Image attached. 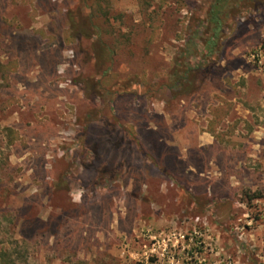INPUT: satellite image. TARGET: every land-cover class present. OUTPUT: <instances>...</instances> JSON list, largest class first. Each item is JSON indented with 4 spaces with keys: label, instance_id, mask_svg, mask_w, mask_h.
Here are the masks:
<instances>
[{
    "label": "rangeland",
    "instance_id": "rangeland-1",
    "mask_svg": "<svg viewBox=\"0 0 264 264\" xmlns=\"http://www.w3.org/2000/svg\"><path fill=\"white\" fill-rule=\"evenodd\" d=\"M212 4L0 0L13 264H264V0Z\"/></svg>",
    "mask_w": 264,
    "mask_h": 264
},
{
    "label": "trees",
    "instance_id": "trees-1",
    "mask_svg": "<svg viewBox=\"0 0 264 264\" xmlns=\"http://www.w3.org/2000/svg\"><path fill=\"white\" fill-rule=\"evenodd\" d=\"M242 0H213L212 7L208 13V32L210 33L209 39L207 40L208 45L216 47L223 39V26L226 19L233 12L237 2ZM80 25V24H79ZM78 25V26H79ZM86 26H91L90 19L86 20ZM80 27V26H79ZM84 27V25H83ZM225 115V114H224ZM223 113L221 115L215 114L213 120L210 122L209 133L218 139V136L215 134L214 127L216 124L220 123L223 120ZM61 186H64V183H61ZM255 198V197H252ZM9 258V255L6 252L0 251V264H13Z\"/></svg>",
    "mask_w": 264,
    "mask_h": 264
}]
</instances>
